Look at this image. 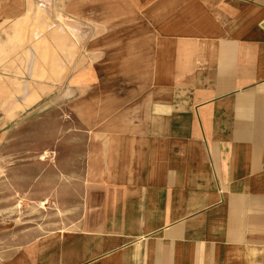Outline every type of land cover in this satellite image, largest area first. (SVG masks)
Returning <instances> with one entry per match:
<instances>
[{
    "label": "crops",
    "instance_id": "0c3cea01",
    "mask_svg": "<svg viewBox=\"0 0 264 264\" xmlns=\"http://www.w3.org/2000/svg\"><path fill=\"white\" fill-rule=\"evenodd\" d=\"M20 55L75 130L13 135L44 161L0 188V264H264V0H0Z\"/></svg>",
    "mask_w": 264,
    "mask_h": 264
},
{
    "label": "rangeland",
    "instance_id": "374dc122",
    "mask_svg": "<svg viewBox=\"0 0 264 264\" xmlns=\"http://www.w3.org/2000/svg\"><path fill=\"white\" fill-rule=\"evenodd\" d=\"M26 56V55H25ZM19 58V57H17ZM20 61H16V57L12 61H0V119L4 120V125H0V188L2 185H6L8 182L7 177L9 176L8 171L12 166L26 165L34 163L35 161L42 162L44 157L42 153L31 151L28 154L27 146L32 142L18 141L17 136L13 135H42L45 133V117H63L74 119L73 114L68 112L54 113L61 102L72 100L71 95L63 93L60 94V89L65 92L67 89L70 90V82L62 81L60 83V76L56 73V81H52L49 88H45V77H43L45 71V63L43 61H27L24 60V56L20 55ZM48 67L50 63H47ZM32 67L35 76H27L28 68ZM57 68V67H55ZM16 70V71H15ZM31 70V71H32ZM18 72L20 77H10L5 74ZM70 76V73H69ZM49 80V79H48ZM69 84V85H68ZM34 88L36 86L35 93V104L29 103L28 89L30 86ZM92 84H84L85 89H89ZM53 92L51 95L48 92V97L45 99V91ZM90 96V94H89ZM68 97V98H67ZM74 100V99H73ZM31 107L28 109V107ZM58 110V109H57ZM50 112H52L50 114ZM68 119V120H71ZM74 120L69 122L70 129L75 130ZM47 129L59 130V125L48 126ZM33 150V149H32ZM1 200V199H0ZM0 208H2L0 206ZM11 213V206H4ZM22 207L18 210L22 215V220L19 221V225H38L44 224L43 212L39 211H23ZM29 222V223H28Z\"/></svg>",
    "mask_w": 264,
    "mask_h": 264
}]
</instances>
